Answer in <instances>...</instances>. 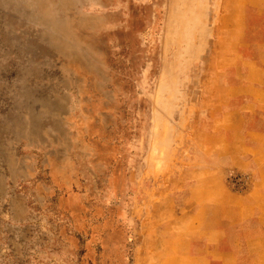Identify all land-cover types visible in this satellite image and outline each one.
<instances>
[{"label": "rangeland", "instance_id": "374dc122", "mask_svg": "<svg viewBox=\"0 0 264 264\" xmlns=\"http://www.w3.org/2000/svg\"><path fill=\"white\" fill-rule=\"evenodd\" d=\"M212 21L200 0H0V264H143L158 186L200 167Z\"/></svg>", "mask_w": 264, "mask_h": 264}, {"label": "crops", "instance_id": "0c3cea01", "mask_svg": "<svg viewBox=\"0 0 264 264\" xmlns=\"http://www.w3.org/2000/svg\"><path fill=\"white\" fill-rule=\"evenodd\" d=\"M200 12H213L200 167L158 186L160 213L140 223L143 264H264V0H200ZM236 173L245 188L227 182Z\"/></svg>", "mask_w": 264, "mask_h": 264}]
</instances>
